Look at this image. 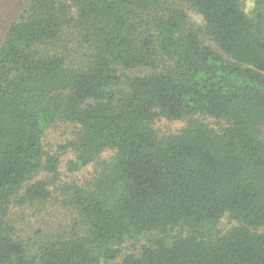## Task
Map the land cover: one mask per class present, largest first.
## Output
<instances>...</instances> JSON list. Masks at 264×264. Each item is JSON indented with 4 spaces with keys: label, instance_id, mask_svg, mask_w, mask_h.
Masks as SVG:
<instances>
[{
    "label": "trees",
    "instance_id": "trees-1",
    "mask_svg": "<svg viewBox=\"0 0 264 264\" xmlns=\"http://www.w3.org/2000/svg\"><path fill=\"white\" fill-rule=\"evenodd\" d=\"M57 122L95 175L61 189L68 230L25 240L11 210L51 197L29 182L57 174ZM261 230L264 0H25L0 46V264H264Z\"/></svg>",
    "mask_w": 264,
    "mask_h": 264
},
{
    "label": "rangeland",
    "instance_id": "rangeland-1",
    "mask_svg": "<svg viewBox=\"0 0 264 264\" xmlns=\"http://www.w3.org/2000/svg\"><path fill=\"white\" fill-rule=\"evenodd\" d=\"M246 12L250 13L256 0H240ZM25 9V0H0V46L4 41L10 25L17 21ZM190 22L196 29L203 28V18L191 10H187ZM204 43L214 49L216 46L207 38L203 37ZM120 72L124 76L148 74V70H135L132 72ZM212 126L218 127L214 119L205 118ZM185 122L158 119L154 127L160 136L177 134L185 127ZM78 127L71 123L57 122L49 128L44 137L43 145L46 154L58 158L57 174L48 171H40L30 184L38 181H46L47 189L51 197L47 201L27 203L24 206L14 205L11 210L10 220L14 224L17 234L25 240L37 239L47 233L63 232L71 227L76 215L73 210L66 207L61 189L67 184L84 185L92 180L95 175V166L91 165L78 172H72L70 162L75 160V154L71 150H65L70 141L75 139ZM114 152H106L102 159L110 160ZM238 223L225 215L219 224V229L228 231ZM264 233V230H261ZM132 250V249H131Z\"/></svg>",
    "mask_w": 264,
    "mask_h": 264
}]
</instances>
